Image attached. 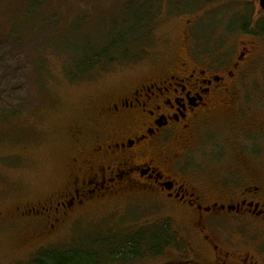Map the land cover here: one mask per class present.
<instances>
[{
    "label": "rangeland",
    "instance_id": "374dc122",
    "mask_svg": "<svg viewBox=\"0 0 264 264\" xmlns=\"http://www.w3.org/2000/svg\"><path fill=\"white\" fill-rule=\"evenodd\" d=\"M145 9L153 18L145 53L80 76L79 44L97 42ZM247 18L250 32L245 33L241 24ZM189 48L219 69L239 99L264 101V14L258 0H0V264H25L41 249L90 245L89 237L108 235L99 230L122 219L148 223L132 214L157 218L159 210L152 205L120 206V213L106 212L105 217L101 212L72 214L46 234V220L25 209L68 189L75 169L72 158L80 151L74 126L85 130L99 122L109 130L102 107L163 73L169 61L184 58ZM240 53L244 58L235 68ZM240 128L227 125L224 133L243 135ZM246 159L240 172L264 182V156ZM222 219L220 238L227 240L222 246L250 253L255 264H264L263 228L251 219L226 214ZM190 239L171 238L174 244L160 255L141 254L123 264H160L163 258L181 257L186 241L195 247Z\"/></svg>",
    "mask_w": 264,
    "mask_h": 264
},
{
    "label": "flooded vegetation",
    "instance_id": "af4514ba",
    "mask_svg": "<svg viewBox=\"0 0 264 264\" xmlns=\"http://www.w3.org/2000/svg\"><path fill=\"white\" fill-rule=\"evenodd\" d=\"M243 55L237 56L235 68ZM213 67L189 48L184 58L169 61L163 73L102 107L109 130L99 122L85 130L74 126L80 151L72 158L75 169L68 189L25 213L44 218L48 234L72 214L101 212L105 217L120 206L152 205L159 210L155 220L132 214L148 223L122 219L99 232L165 237L155 252L174 244L171 238L193 237L195 247L186 241V255L163 258L160 264H255L250 253L222 246L227 240L220 238V228L226 214L251 219L264 231V182L240 172L246 156H264V101L239 99ZM227 125L243 127V135L225 134ZM85 147L88 151H82Z\"/></svg>",
    "mask_w": 264,
    "mask_h": 264
},
{
    "label": "trees",
    "instance_id": "16d2710c",
    "mask_svg": "<svg viewBox=\"0 0 264 264\" xmlns=\"http://www.w3.org/2000/svg\"><path fill=\"white\" fill-rule=\"evenodd\" d=\"M151 15L152 12L146 9L135 11L126 25L108 30L106 35L93 44H79L78 74L86 77L107 66L140 58L146 51L144 47L152 33ZM242 22L241 29L247 31L249 19H243ZM97 236L99 238L89 237L91 242L86 246L41 249L25 264H123L141 254H159L161 251L155 252L156 248H161L166 241L165 237L146 239L144 236H122L117 233L106 236L99 233ZM141 247H145V251L140 250Z\"/></svg>",
    "mask_w": 264,
    "mask_h": 264
},
{
    "label": "water",
    "instance_id": "95a60500",
    "mask_svg": "<svg viewBox=\"0 0 264 264\" xmlns=\"http://www.w3.org/2000/svg\"><path fill=\"white\" fill-rule=\"evenodd\" d=\"M260 10L264 13V0H258Z\"/></svg>",
    "mask_w": 264,
    "mask_h": 264
}]
</instances>
